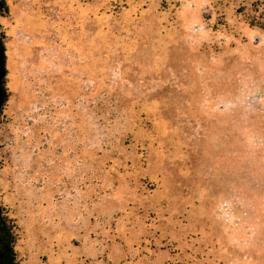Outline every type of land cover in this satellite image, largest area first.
<instances>
[{"label":"rangeland","instance_id":"rangeland-1","mask_svg":"<svg viewBox=\"0 0 264 264\" xmlns=\"http://www.w3.org/2000/svg\"><path fill=\"white\" fill-rule=\"evenodd\" d=\"M249 17L264 0H0V264L5 216L14 264H264Z\"/></svg>","mask_w":264,"mask_h":264},{"label":"trees","instance_id":"trees-1","mask_svg":"<svg viewBox=\"0 0 264 264\" xmlns=\"http://www.w3.org/2000/svg\"><path fill=\"white\" fill-rule=\"evenodd\" d=\"M247 20H248V23H249V25L251 27H253V28H260V29H263L264 30V22H260L259 20H257V18H251V17H249ZM0 30H1V25H0ZM3 48H4V45H3ZM5 219L7 221H10V226H9L8 232H9L10 237L12 239V245H13V250H14V247L16 245V239H15V236H14L13 231H14V229H16V226L14 225V221L13 220H10L8 218V216H5Z\"/></svg>","mask_w":264,"mask_h":264},{"label":"flooded vegetation","instance_id":"flooded-vegetation-1","mask_svg":"<svg viewBox=\"0 0 264 264\" xmlns=\"http://www.w3.org/2000/svg\"><path fill=\"white\" fill-rule=\"evenodd\" d=\"M2 113V112H1ZM2 211V210H1ZM8 241H7V243L8 244H6V250L8 251V254L10 253V257H11V259L9 260L10 261V264H14V262H16V256H15V253H14V250H13V245H12V239H11V237H10V234H9V232H8ZM3 257L2 256H0V259H2ZM16 264V263H15Z\"/></svg>","mask_w":264,"mask_h":264}]
</instances>
